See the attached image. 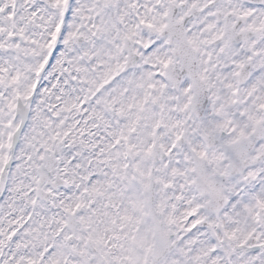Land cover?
I'll return each instance as SVG.
<instances>
[{"label": "snow or ice", "instance_id": "1", "mask_svg": "<svg viewBox=\"0 0 264 264\" xmlns=\"http://www.w3.org/2000/svg\"><path fill=\"white\" fill-rule=\"evenodd\" d=\"M0 264H264V0H0Z\"/></svg>", "mask_w": 264, "mask_h": 264}]
</instances>
